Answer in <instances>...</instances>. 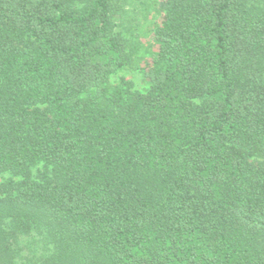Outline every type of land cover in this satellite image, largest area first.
<instances>
[{
	"label": "trees",
	"instance_id": "obj_1",
	"mask_svg": "<svg viewBox=\"0 0 264 264\" xmlns=\"http://www.w3.org/2000/svg\"><path fill=\"white\" fill-rule=\"evenodd\" d=\"M0 264H264V0H0Z\"/></svg>",
	"mask_w": 264,
	"mask_h": 264
},
{
	"label": "rangeland",
	"instance_id": "obj_2",
	"mask_svg": "<svg viewBox=\"0 0 264 264\" xmlns=\"http://www.w3.org/2000/svg\"><path fill=\"white\" fill-rule=\"evenodd\" d=\"M159 1H162V0H159ZM159 11L160 10H155L153 13L155 15H159L158 14ZM127 75H128V77H130L131 79L134 80L137 89L142 90L144 87H146V84L144 83L142 75L139 72H133L132 71L131 73H129Z\"/></svg>",
	"mask_w": 264,
	"mask_h": 264
}]
</instances>
